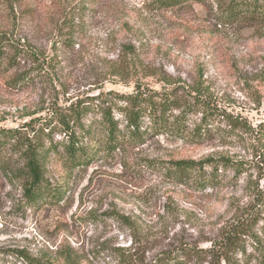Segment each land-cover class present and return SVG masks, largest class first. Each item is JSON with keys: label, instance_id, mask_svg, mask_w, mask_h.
Returning <instances> with one entry per match:
<instances>
[{"label": "rangeland", "instance_id": "rangeland-1", "mask_svg": "<svg viewBox=\"0 0 264 264\" xmlns=\"http://www.w3.org/2000/svg\"><path fill=\"white\" fill-rule=\"evenodd\" d=\"M80 3L90 11L84 28L72 30L63 9ZM0 33L38 54L42 66L21 61L20 72L32 76L24 86L10 84L16 69L0 74V129L26 133L55 106L128 95L138 82L172 93L180 108L171 120L182 117L186 135L206 120L200 138L150 135L72 172L52 154L46 178L67 189L60 204L29 206L22 178L0 165V264H66V253L78 264H141L163 252L227 264L216 251L228 233L245 250L231 251L232 264H260L264 25L221 26L198 4L160 10L151 0H0ZM127 45L134 48L125 58ZM114 115L124 130V116ZM3 158L24 163L9 149ZM175 161H209L204 173L215 180H178L165 170ZM248 223L249 235L233 232Z\"/></svg>", "mask_w": 264, "mask_h": 264}, {"label": "trees", "instance_id": "trees-1", "mask_svg": "<svg viewBox=\"0 0 264 264\" xmlns=\"http://www.w3.org/2000/svg\"><path fill=\"white\" fill-rule=\"evenodd\" d=\"M151 3L160 10L187 8L198 4L214 14L219 24L225 27L243 22L264 25V0H151ZM87 6L86 3H80L69 10L64 8L66 26L72 30L76 27L83 29V17L90 11ZM76 18L79 21L77 25L74 23ZM133 48L132 45L124 47L125 58L133 53ZM9 50L13 51L12 55ZM23 60L42 67L38 54L25 49L23 45L19 46L7 34L0 33V74L16 69L10 80L12 86L28 85L31 81L30 71L20 72ZM122 65L123 70H128L129 64L126 61ZM91 100H78L70 106L53 107L41 125L32 126L30 123L28 125L30 131L26 133L22 129H0L1 170L11 177L22 178L23 197L29 206L35 207L43 203L60 204L66 199L67 189L50 184L46 178L47 165L52 154L72 172L89 167L101 157H110L127 145L144 144L150 135H166L185 140H188L187 136H192L193 139L200 138L206 124V120L203 119L192 133L186 135L187 125L182 117L177 116L171 120L172 112L180 108L178 100L172 97V93H158L140 82L135 84L134 91L128 95L100 94ZM96 100L98 102H95ZM114 113L124 116V130H121L120 121L116 119ZM258 129L264 137V122L260 123ZM59 135L63 137L62 141L55 142V137ZM5 149H9L12 154H19L24 162L23 166L13 167L11 161L3 158ZM208 162L175 161L168 164L165 170L178 180L192 178L197 180L199 185L207 186L210 180H215L214 177L210 179L205 176L204 167L210 165ZM233 232L238 236L249 235V223L248 226L233 227ZM229 234L224 235L216 256L219 261L224 260L227 264H232L231 251L236 250L245 254V250ZM256 249L261 256L260 264H264L262 247L257 245ZM204 253L208 251L199 252ZM199 254L198 257L201 256ZM64 256L66 264H78L71 253ZM134 256L136 251L129 254L131 258ZM182 256V253L163 252L156 255L150 263L145 261L140 263L191 264L183 260Z\"/></svg>", "mask_w": 264, "mask_h": 264}]
</instances>
